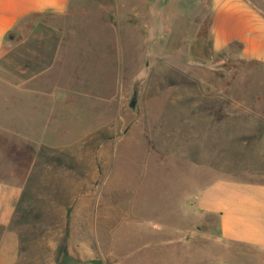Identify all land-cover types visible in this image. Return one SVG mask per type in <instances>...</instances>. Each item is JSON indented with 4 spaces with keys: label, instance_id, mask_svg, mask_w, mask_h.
<instances>
[{
    "label": "rangeland",
    "instance_id": "1",
    "mask_svg": "<svg viewBox=\"0 0 264 264\" xmlns=\"http://www.w3.org/2000/svg\"><path fill=\"white\" fill-rule=\"evenodd\" d=\"M213 11L211 0H72L6 41L39 31L25 40L27 81H0V113L58 132L37 150L0 129L12 211L0 264H264V246L227 239L194 198L243 171L231 145L245 115L264 113V63L240 41L218 46ZM55 28L57 53L43 37Z\"/></svg>",
    "mask_w": 264,
    "mask_h": 264
},
{
    "label": "crops",
    "instance_id": "2",
    "mask_svg": "<svg viewBox=\"0 0 264 264\" xmlns=\"http://www.w3.org/2000/svg\"><path fill=\"white\" fill-rule=\"evenodd\" d=\"M72 0H0V81H27L28 61L26 60L25 40L38 29L23 35L22 41L6 43L13 39L16 31H23L22 24L29 17L38 15L66 14ZM262 4V2H261ZM214 12V27L218 46L232 41L242 42L241 55L244 59L264 63V10L254 0H211ZM51 28V27H50ZM18 34V33H17ZM48 46H56L58 52L59 31L46 30ZM13 38H10V37ZM55 43V44H54ZM24 61V65L21 62ZM54 58H51V62ZM53 65V64H52ZM39 67V63L37 64ZM37 67V68H38ZM14 72L12 73V71ZM0 113V129L5 131V139L19 144H28L37 150L44 145L48 133L56 134L58 127L43 128L39 133L36 125H29L21 118L7 119ZM246 118V119H245ZM242 140L237 145H231L232 156L244 160L243 171L232 173L228 182L220 183L200 193L201 205L198 211L208 208L221 219V232L227 239L238 240L246 244L264 246V113L250 111L243 118ZM17 127V128H15ZM8 141V142H9ZM3 147L14 152L12 144ZM231 156V155H230ZM36 166V165H35ZM34 163L28 164L27 176L32 174ZM239 171V170H238ZM249 171V173L247 172ZM249 174V175H248ZM250 176V177H248ZM0 180V222L8 228L12 213L11 208L2 205L3 200L10 196V191ZM185 196V192L181 197ZM179 197V198H181ZM199 202V201H198ZM180 203L187 207L189 201L184 197ZM206 205V207H202ZM207 210V209H206ZM11 229H7L10 231ZM113 234L110 233V238ZM111 244V243H110Z\"/></svg>",
    "mask_w": 264,
    "mask_h": 264
},
{
    "label": "water",
    "instance_id": "3",
    "mask_svg": "<svg viewBox=\"0 0 264 264\" xmlns=\"http://www.w3.org/2000/svg\"><path fill=\"white\" fill-rule=\"evenodd\" d=\"M10 38H13L12 36ZM132 107H134V104L131 105Z\"/></svg>",
    "mask_w": 264,
    "mask_h": 264
}]
</instances>
